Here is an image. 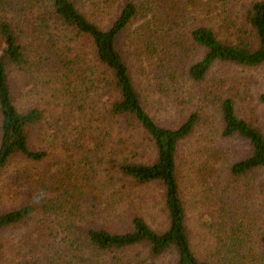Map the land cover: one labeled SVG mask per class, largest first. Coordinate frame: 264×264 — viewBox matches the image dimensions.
Returning a JSON list of instances; mask_svg holds the SVG:
<instances>
[{"label": "rangeland", "instance_id": "1", "mask_svg": "<svg viewBox=\"0 0 264 264\" xmlns=\"http://www.w3.org/2000/svg\"><path fill=\"white\" fill-rule=\"evenodd\" d=\"M142 1L135 0L137 5ZM255 1L258 0H213L215 8L210 18L196 13L197 20L179 30L177 36L181 34L184 41L178 52L184 69L179 81L173 84L155 79L149 86L152 79L147 76L143 84L147 110L158 124L177 128L192 114L201 117L194 134L180 144L177 160L193 250L201 261L211 264H264V170L241 179L229 175V167L247 157L249 148L239 139L222 137L219 111L220 99L233 100L239 118L264 134V65L249 68L218 62L203 82H195L187 76V69L203 57V52L189 44L187 33L202 24L208 25L222 41H247L251 28L246 19ZM92 3L85 4L86 14L105 30L125 0H112L101 11H95L97 4ZM145 15L140 13L118 42V50L127 57L134 77L137 73L139 77L140 61H144L135 30L147 21ZM43 37L62 50L53 63L79 53L70 51L74 36L59 25L40 35L34 48H39ZM82 47L90 45L83 43ZM74 80L80 103L76 110L69 106L67 82L58 68L40 72L34 67L14 68L10 74L19 109L38 108L43 113L29 130V144L32 150L46 152L47 157L31 162L16 155L0 173V214L27 205L36 210L27 222L0 231V264H171L173 256L152 260L141 248L122 253L120 260H114L101 252L89 251L82 243L87 229L105 227L118 231L135 215L144 217L158 231L166 228L167 220L161 187H134L131 183L124 186L119 180L115 165L124 154L120 152L118 126H108L106 119L110 96L99 84L92 86L95 82L90 78L82 82L74 75ZM91 125L100 128L91 130ZM105 127L113 129L112 137L105 136L104 144L93 150L87 135L94 132L97 136ZM126 140L139 154L137 161L152 163L156 159L155 146L145 136L133 132Z\"/></svg>", "mask_w": 264, "mask_h": 264}, {"label": "trees", "instance_id": "2", "mask_svg": "<svg viewBox=\"0 0 264 264\" xmlns=\"http://www.w3.org/2000/svg\"><path fill=\"white\" fill-rule=\"evenodd\" d=\"M90 1L97 4L94 5L95 11L107 8L112 2L80 0L79 4L78 0H0V173L16 155L31 162H40L47 157L46 152L30 148L29 130L42 119L43 113L38 108L19 109L10 82L13 69L34 67L40 72L45 68H58L62 79L67 82L65 90L70 97L69 106L74 110L80 106L74 75L82 82L90 78L95 82L92 86L99 84L104 94L111 98L106 119L108 126H118L120 152L124 154L122 161L115 165L119 169V180L124 186L131 183L134 187H161L167 226L158 231L144 217L135 215L118 231L105 227L87 229L82 243L89 251L101 252L114 260H120L122 253L141 248L146 249L152 260L159 261L169 255L173 256L171 264H211L201 261L193 250L177 160L180 144L194 134L201 117L192 114L177 128L158 124L147 110L143 84L148 77L152 79L147 83L149 86L155 79L169 80L173 84L179 81L184 70L178 57L184 45L182 35L177 36L179 30L186 28L191 20H197L196 13L210 18L215 4L213 0H143L137 5L135 0H125L120 13L104 30L86 14L85 4ZM140 13L146 14L148 19L135 30L138 51L140 48L144 61H140L139 77L138 73L134 77L127 57L118 50V42L130 31ZM246 22L251 28L250 39L235 43L220 40L208 25L200 24L189 30L187 41L195 50L203 52V57L188 67L189 79L203 82L218 62L249 68L264 65V0L252 3ZM57 25L74 36V48L69 49L79 53L66 61L53 63L62 50L43 37L38 44L42 50L40 54L34 43L39 42L40 35L50 33ZM83 43L90 48L82 47ZM157 89L156 86L155 91ZM87 91L90 92V88ZM261 101L264 103V95ZM219 103L222 137L239 139L249 148L247 157L229 167V175L241 179L264 170V134L239 118L233 100L223 98ZM89 128L97 130L100 127L91 125ZM111 132L113 129L108 127L97 136L90 132L87 141L94 146L93 150L99 149L105 136L112 137ZM133 132L154 144L156 159L152 163L137 161L139 154L126 140ZM35 211L34 206L27 205L0 214V231L27 222ZM261 240L264 244V232ZM88 263L92 264V261L84 264Z\"/></svg>", "mask_w": 264, "mask_h": 264}]
</instances>
